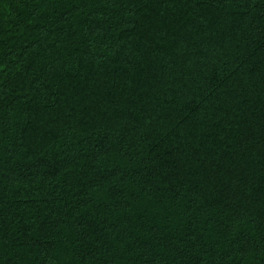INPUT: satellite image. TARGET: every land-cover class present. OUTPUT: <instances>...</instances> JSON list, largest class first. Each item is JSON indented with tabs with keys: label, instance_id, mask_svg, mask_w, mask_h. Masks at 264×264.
Returning a JSON list of instances; mask_svg holds the SVG:
<instances>
[{
	"label": "trees",
	"instance_id": "obj_1",
	"mask_svg": "<svg viewBox=\"0 0 264 264\" xmlns=\"http://www.w3.org/2000/svg\"><path fill=\"white\" fill-rule=\"evenodd\" d=\"M0 264H264V0H0Z\"/></svg>",
	"mask_w": 264,
	"mask_h": 264
}]
</instances>
